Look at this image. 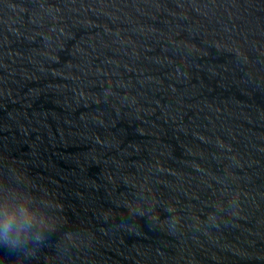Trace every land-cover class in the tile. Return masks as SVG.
Listing matches in <instances>:
<instances>
[{"label": "water", "instance_id": "obj_1", "mask_svg": "<svg viewBox=\"0 0 264 264\" xmlns=\"http://www.w3.org/2000/svg\"><path fill=\"white\" fill-rule=\"evenodd\" d=\"M4 189L0 264H264V0H0Z\"/></svg>", "mask_w": 264, "mask_h": 264}, {"label": "clouds", "instance_id": "obj_2", "mask_svg": "<svg viewBox=\"0 0 264 264\" xmlns=\"http://www.w3.org/2000/svg\"><path fill=\"white\" fill-rule=\"evenodd\" d=\"M49 229L46 215L34 206L32 198L12 189L0 194V247L11 253L31 254L30 245L42 244Z\"/></svg>", "mask_w": 264, "mask_h": 264}]
</instances>
